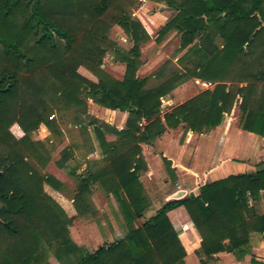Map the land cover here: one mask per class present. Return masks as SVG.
Segmentation results:
<instances>
[{
    "label": "trees",
    "instance_id": "trees-1",
    "mask_svg": "<svg viewBox=\"0 0 264 264\" xmlns=\"http://www.w3.org/2000/svg\"><path fill=\"white\" fill-rule=\"evenodd\" d=\"M150 1L178 11L161 36L178 31L183 49L199 36L203 40L185 57L196 55L193 71L172 72L151 88L148 78L137 76L140 47L148 35L131 14L136 0H0V264H49L45 242L56 245L59 260L77 250L68 230L72 219L45 192V186L61 191L63 185L42 174L50 157L46 144L32 135L41 124L57 134L56 105L85 108V99L127 112L129 118L124 130L113 131L115 142L108 143L96 130L104 165L78 176L75 203L98 182L120 204L128 233L71 264H185L187 250L176 221L192 222L188 234L199 235L207 258L222 252L242 258L250 235H264V215L250 208V199L264 192V168L205 183L198 196L172 200L136 226L149 206L140 182L145 168L141 144L182 125L208 133L235 108L242 113L244 130L264 137V0ZM114 25L134 43L130 51L110 40ZM109 50L126 65L123 81L101 68ZM191 78L215 87L163 115L162 99ZM14 124L24 131L22 139L11 134ZM164 162L176 180L172 163Z\"/></svg>",
    "mask_w": 264,
    "mask_h": 264
},
{
    "label": "crops",
    "instance_id": "crops-1",
    "mask_svg": "<svg viewBox=\"0 0 264 264\" xmlns=\"http://www.w3.org/2000/svg\"><path fill=\"white\" fill-rule=\"evenodd\" d=\"M214 87L215 85H210L206 81L196 78L191 79L188 83L172 92V99L165 103V106H170V108L166 107V111L163 112H169L173 108ZM91 104L92 110L98 108L93 103ZM104 112H107L112 117V122L109 123L114 129L107 131L109 134L115 135L113 130L122 131L125 129L129 113L112 110H104ZM236 113L238 116L225 114L222 125L208 133L200 134L187 131L182 125L176 130H167L162 137L151 143L141 144L145 168L140 174V182L149 206L140 220L146 217L147 219L144 222L149 220L156 215L160 208L172 200L186 199L192 195L198 196L200 187L205 183H212L230 176L256 173L264 168V137L245 131L241 118L242 113L239 108ZM97 120L99 121V119ZM10 132L18 140L25 136L24 131L18 124H14L10 128ZM61 133L65 134V130L63 129L59 132V137L62 135ZM104 139L108 143L117 140L116 138L110 141L111 139L107 140L106 137ZM67 141H69V138ZM65 149L60 150L63 156L57 162L60 168V170H57L58 175L57 173H52L51 170L47 171L63 185V189L65 181L59 176L62 173L61 171L69 164H67L69 160L72 163L78 160L76 152L72 156L69 153L67 155L68 160H64L66 153L63 150ZM105 158L106 155L103 150L101 152L92 151L88 156V160L93 161L92 164L99 163L101 159L100 162H102ZM164 158L172 163L176 180L171 179ZM101 168H97L96 171L91 173H96ZM76 174L79 173L74 170L71 171V175ZM95 189H99V187L96 186ZM263 194L264 192L258 199H250L254 202L250 206L252 212L260 216L264 215ZM99 197L102 198L103 203ZM93 198L94 206L99 212L97 218L91 221L79 218L74 222L75 229L70 228V239L77 250L74 251L75 253L62 255L61 260L56 257V260H50L49 264L74 263L80 255L85 253L92 254L101 247L126 237L128 230L124 233V229H122L123 219L113 204V195L97 192ZM72 201L67 196H64V200H59V204L68 214L69 219L78 215L73 205L75 200ZM158 202L162 206L154 214L151 207L156 206ZM192 226V222L176 221L174 223L176 232L183 236L186 246L187 256L184 259L185 264H251L253 260L264 262V235L260 233H252L250 235V243L246 249V255L242 258H238L228 252H222L207 258L201 251L202 240L199 235L190 232L188 234L187 230Z\"/></svg>",
    "mask_w": 264,
    "mask_h": 264
},
{
    "label": "rangeland",
    "instance_id": "rangeland-1",
    "mask_svg": "<svg viewBox=\"0 0 264 264\" xmlns=\"http://www.w3.org/2000/svg\"><path fill=\"white\" fill-rule=\"evenodd\" d=\"M131 14L143 25L148 35L147 40L142 43L140 47L141 55L139 61L141 63V66L137 72V76L140 79L148 78V86L151 88L157 86L165 79H167L172 72L187 73L189 71H193L194 67L192 62L196 61V55L191 56L189 59H185V57L187 56L191 47H194L195 44L199 45L202 43L203 40L201 36L198 37L193 45L186 49H183L182 34H180L178 31H170L164 36H161L160 34L161 30L167 25L166 23L168 21L170 22L178 14L176 8L169 7L167 3H157L150 0H136L135 6L131 9ZM109 38L112 42L115 43V45H117V47L124 51H130L134 47V43L118 25H114L112 27L109 32ZM215 42L217 45L222 46V41L219 37H216ZM101 68L114 79L118 81L124 80L126 74V65L117 58V55L113 50H109L107 52ZM160 72L163 73L159 75L158 73ZM188 81L186 83H188ZM186 83L182 84L179 87H182ZM208 83L213 86L215 85L210 82ZM171 94L162 99L161 110L163 115L168 113L163 112L166 111V107L170 108V106H165V103H168L169 100L172 99ZM85 102V108L76 105H56V109L58 110H56L53 114V118L54 122L57 125V134H54V132L51 131V129L48 128L45 124H41L39 129L32 135V139L34 141L44 142L46 144L48 152L47 154H45L50 157V161L47 166L44 169H41L42 174L52 176L49 174V172H47L51 170L52 173L54 172L58 175L57 170H60V168L57 162L61 159V156H63V154L60 152L61 149L66 148L63 151H68V153H70V156H72L74 152H76L78 155V160H75V162L73 163L69 160L67 162V164H69L63 170L61 169L62 173L59 176L63 181H65V187L62 191H53V189H51L49 186H45L46 194L53 198L58 203V205H60L59 200H64V196H67L69 200H75V197L78 194V176L84 177L86 172L96 171L97 168L99 169L104 165V161L100 162L102 159L99 161V163L95 164H92L93 161L88 160V156L92 151H102L100 141L96 134V130H99L101 132V135L103 137H106L107 140L111 139L110 141H112L117 138L116 135L109 134L107 132L111 129H114V127L111 126V123H109L112 122V117L109 116L107 112H104V110L109 109L97 105L91 99H85ZM91 103H93L94 106L98 108H94L92 110ZM236 111H238V108H235L229 115L232 116L233 114H235V116H238ZM96 118L99 119V121ZM63 129L65 130V134L61 133L62 135L59 137L58 134ZM66 138L67 140L69 138V141H67ZM35 165L37 164L35 163ZM72 170L76 171L79 174L71 175ZM170 177L173 180V177L171 175ZM96 186H98L99 189H95ZM90 188V193L86 194L85 198L80 202L79 205L73 203L75 212L78 215L72 218V222L68 226L69 236L70 228L75 229V220L84 218L85 220L88 219L91 221L97 218V214H99V212L94 206L93 196L97 192L101 194H108L98 182L91 183ZM262 197L264 199V194ZM99 198L103 203L102 198ZM112 201L114 206L116 207V210L118 211V214L123 219L122 229H124V233H126L128 227L121 212L120 204L115 197L112 198ZM251 203L254 202L251 201L250 206ZM161 206L162 204L158 202L156 206L151 207L153 213L155 214L157 209ZM153 213L151 212V214ZM66 215L69 218L67 213ZM146 219L147 217L143 220L138 221L136 223V226L143 224L144 220ZM43 252L45 253V258H47L46 261H48L49 263L50 260H56L55 244L49 245L45 242L43 244Z\"/></svg>",
    "mask_w": 264,
    "mask_h": 264
}]
</instances>
